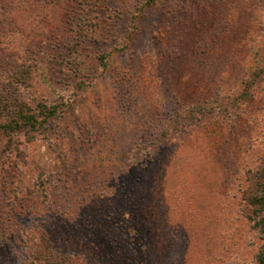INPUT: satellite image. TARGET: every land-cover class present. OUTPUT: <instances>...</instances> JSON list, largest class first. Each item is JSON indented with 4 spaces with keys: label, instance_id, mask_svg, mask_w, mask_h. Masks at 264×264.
<instances>
[{
    "label": "rangeland",
    "instance_id": "rangeland-1",
    "mask_svg": "<svg viewBox=\"0 0 264 264\" xmlns=\"http://www.w3.org/2000/svg\"><path fill=\"white\" fill-rule=\"evenodd\" d=\"M174 1L137 20L138 0H0V90L36 64L13 96H70L45 135L4 140L0 264H34L24 253L43 234L75 264H255L246 197L264 163V92L237 111L192 113L241 84L249 3ZM85 11L88 85L71 93L81 76L64 67Z\"/></svg>",
    "mask_w": 264,
    "mask_h": 264
},
{
    "label": "trees",
    "instance_id": "trees-1",
    "mask_svg": "<svg viewBox=\"0 0 264 264\" xmlns=\"http://www.w3.org/2000/svg\"><path fill=\"white\" fill-rule=\"evenodd\" d=\"M247 2L249 6L245 9L246 21L243 26L244 33L241 36L240 44L242 48H247L249 52L247 70L240 81L241 84L232 86V90H228V93L231 94L225 96L227 99L225 102H218L215 99L198 103L193 107V114L210 112L216 109L226 113L231 110L237 111L240 109V104L248 103L252 99L256 93L254 89L256 86L264 92V0H247ZM79 8L83 10L87 6L81 2ZM177 8L178 3L174 0H138L133 17L139 20L146 11L161 10L172 13L178 10ZM81 18L80 22L77 23L74 43L70 48V55L64 67L67 72L81 76L79 80H74L72 83L71 93L88 85V81L82 77H88L89 72L87 70L89 66H87L88 64L83 65V61L80 62L82 57L80 46L85 40L95 36L96 23L86 22V11L85 17L81 15ZM133 40L134 32H131L115 49L124 50L132 44ZM109 55L110 51L103 52L98 56V61L104 68L107 66ZM30 67L17 71L13 75L10 84L0 90V161L2 162H6L10 157L8 155L9 149L5 147L4 140L15 145L18 136H22L25 142H30L39 136L45 135L47 128L62 116L70 101V96L66 100L62 95L49 101L39 100L21 93L13 96L10 89L14 91L20 89L22 91V89L27 88L33 69L39 66L33 64ZM262 97L264 99V95ZM192 119L191 114V118H188V120ZM2 141H4V144ZM262 165L260 169L253 170L252 168L248 171L249 182L246 197L248 205L247 219L251 229L256 230L257 238L260 240L255 255V264H264V163ZM39 186L43 190L42 182H39ZM35 245L36 249L31 252L32 254L27 250L24 253H28L29 261L34 264H75L72 254L54 253L50 249V244L44 234L37 237Z\"/></svg>",
    "mask_w": 264,
    "mask_h": 264
}]
</instances>
